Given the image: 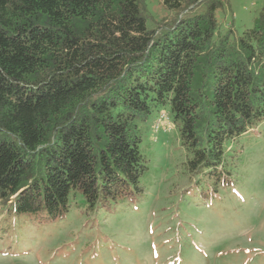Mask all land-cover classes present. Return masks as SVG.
<instances>
[{"label":"trees","instance_id":"trees-1","mask_svg":"<svg viewBox=\"0 0 264 264\" xmlns=\"http://www.w3.org/2000/svg\"><path fill=\"white\" fill-rule=\"evenodd\" d=\"M148 1L0 0V236L61 219L79 192L111 217L119 264H156L165 249L134 239L132 216L150 116L169 108L205 186L226 180V143L264 120V6L236 36L219 31L227 0H156L158 19ZM184 251L168 264H194Z\"/></svg>","mask_w":264,"mask_h":264},{"label":"rangeland","instance_id":"rangeland-1","mask_svg":"<svg viewBox=\"0 0 264 264\" xmlns=\"http://www.w3.org/2000/svg\"><path fill=\"white\" fill-rule=\"evenodd\" d=\"M263 6L264 0H227L216 13L219 31L240 36L254 26ZM148 7L155 19L166 14L156 0H149ZM161 112L167 113L169 125L156 131ZM148 123L141 153L149 173L132 213L144 236L136 233L134 239L164 247L156 264H168L189 244L199 251L194 264H264V120L226 143V180L211 186L187 171L188 153L169 108H159ZM22 218L9 233L5 230L9 235L0 236V264H113L112 258L119 264L116 248H109L111 217L86 212L79 192L71 195L69 212L51 224ZM129 232L121 231L118 244Z\"/></svg>","mask_w":264,"mask_h":264},{"label":"built area","instance_id":"built-area-1","mask_svg":"<svg viewBox=\"0 0 264 264\" xmlns=\"http://www.w3.org/2000/svg\"><path fill=\"white\" fill-rule=\"evenodd\" d=\"M161 124L169 125V118H168L167 113H165V112H161L159 114V119H158L157 124H156V131L160 127Z\"/></svg>","mask_w":264,"mask_h":264}]
</instances>
